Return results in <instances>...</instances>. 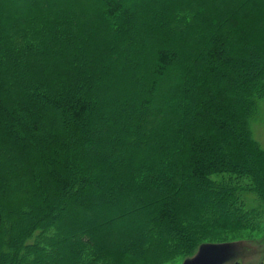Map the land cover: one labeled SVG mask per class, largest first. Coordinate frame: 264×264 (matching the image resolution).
<instances>
[{
  "label": "trees",
  "instance_id": "16d2710c",
  "mask_svg": "<svg viewBox=\"0 0 264 264\" xmlns=\"http://www.w3.org/2000/svg\"><path fill=\"white\" fill-rule=\"evenodd\" d=\"M254 1L0 0V264H167L264 219Z\"/></svg>",
  "mask_w": 264,
  "mask_h": 264
},
{
  "label": "rangeland",
  "instance_id": "374dc122",
  "mask_svg": "<svg viewBox=\"0 0 264 264\" xmlns=\"http://www.w3.org/2000/svg\"><path fill=\"white\" fill-rule=\"evenodd\" d=\"M262 2L264 0H255L254 4L259 5ZM253 131L255 138L264 147V100L260 102ZM44 174L46 177L50 176L46 169ZM184 192H187V186L184 187ZM225 218L235 217L228 214ZM255 220L257 224L246 229L230 228L226 235L218 238V241L201 242L191 256L184 258L176 256L175 261L167 264H264V219ZM78 238L80 240V236Z\"/></svg>",
  "mask_w": 264,
  "mask_h": 264
},
{
  "label": "water",
  "instance_id": "95a60500",
  "mask_svg": "<svg viewBox=\"0 0 264 264\" xmlns=\"http://www.w3.org/2000/svg\"><path fill=\"white\" fill-rule=\"evenodd\" d=\"M193 264H199V263H193Z\"/></svg>",
  "mask_w": 264,
  "mask_h": 264
}]
</instances>
